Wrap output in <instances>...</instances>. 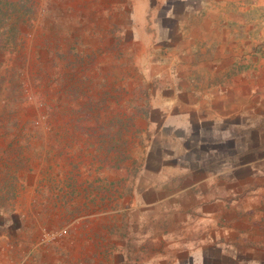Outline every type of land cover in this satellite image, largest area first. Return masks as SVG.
I'll use <instances>...</instances> for the list:
<instances>
[{
  "label": "crops",
  "instance_id": "crops-1",
  "mask_svg": "<svg viewBox=\"0 0 264 264\" xmlns=\"http://www.w3.org/2000/svg\"><path fill=\"white\" fill-rule=\"evenodd\" d=\"M127 1L115 9L129 23L114 24L138 78L119 83L136 141L123 131L114 166L84 169L78 183L61 168L35 193L34 175L3 205L18 206L17 235L31 238L32 207L46 221L38 208L54 198L43 188L62 182L68 212L89 207L71 220L85 228L67 238V263L36 241L37 264H264V0ZM14 215L0 210V264L15 246Z\"/></svg>",
  "mask_w": 264,
  "mask_h": 264
},
{
  "label": "rangeland",
  "instance_id": "rangeland-1",
  "mask_svg": "<svg viewBox=\"0 0 264 264\" xmlns=\"http://www.w3.org/2000/svg\"><path fill=\"white\" fill-rule=\"evenodd\" d=\"M117 3L125 7L129 2L0 0V210L15 214L11 238L15 246L9 250L12 256L7 264H37L36 241L43 247L56 244L57 255L50 257L58 256L67 263V238L82 237L79 233L85 228L82 222L73 226L71 220L87 213L89 207L77 204L68 212L69 191L59 182L43 188L54 198H47L43 208H38L48 214L46 221L40 222L45 234L41 231V239L34 237L40 223L37 208L32 207L28 220L31 238H19L18 206L3 205L19 200L29 187L27 183L35 181L34 175H38L35 193L40 184L53 183L52 171L61 168L75 175L78 183L84 169L114 166L119 157L116 138L123 131L128 136L125 143L132 146L136 141L123 119L129 107L122 106L131 98L119 83L127 76L138 78L130 64L131 47H119L114 23L125 29L129 20L126 14H118ZM116 104H120L118 108ZM55 194H60V205L52 204ZM50 214L55 217L54 224ZM20 243L34 245L25 252Z\"/></svg>",
  "mask_w": 264,
  "mask_h": 264
}]
</instances>
